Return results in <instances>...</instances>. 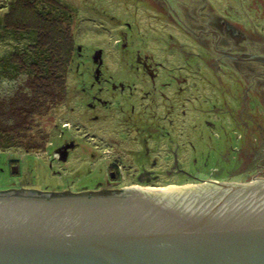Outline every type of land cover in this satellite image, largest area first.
Instances as JSON below:
<instances>
[{
    "label": "rangeland",
    "instance_id": "rangeland-1",
    "mask_svg": "<svg viewBox=\"0 0 264 264\" xmlns=\"http://www.w3.org/2000/svg\"><path fill=\"white\" fill-rule=\"evenodd\" d=\"M9 1L0 0V17ZM59 1L70 8L74 38L67 96L32 128L46 137L38 150L0 146V189L79 192L246 181L257 169L264 173V90H255L262 86L247 90L241 64L240 72L224 66L173 20L181 3L195 12L191 2L200 0ZM207 7L250 39L256 40L252 30L264 36V0H207ZM30 39L0 26V60ZM24 78L0 72L3 108L21 102ZM142 168L152 172L150 182L137 181ZM109 170L121 177L110 178Z\"/></svg>",
    "mask_w": 264,
    "mask_h": 264
},
{
    "label": "water",
    "instance_id": "water-1",
    "mask_svg": "<svg viewBox=\"0 0 264 264\" xmlns=\"http://www.w3.org/2000/svg\"><path fill=\"white\" fill-rule=\"evenodd\" d=\"M106 190L0 189V264H264V175Z\"/></svg>",
    "mask_w": 264,
    "mask_h": 264
},
{
    "label": "trees",
    "instance_id": "trees-1",
    "mask_svg": "<svg viewBox=\"0 0 264 264\" xmlns=\"http://www.w3.org/2000/svg\"><path fill=\"white\" fill-rule=\"evenodd\" d=\"M70 13L59 0H10L0 17L2 31L31 36L26 49L11 51L0 60L2 74H25L21 102L3 108L0 100V116L12 117L11 122L0 119V146L17 145L29 151L45 142L46 137L32 128L67 96L66 76L75 53Z\"/></svg>",
    "mask_w": 264,
    "mask_h": 264
},
{
    "label": "flooded vegetation",
    "instance_id": "flooded-vegetation-1",
    "mask_svg": "<svg viewBox=\"0 0 264 264\" xmlns=\"http://www.w3.org/2000/svg\"><path fill=\"white\" fill-rule=\"evenodd\" d=\"M144 1L146 3H150V0H144ZM200 1L201 2L199 4H197V2L196 3L191 2L192 5H196V6H192L193 8H195V12L193 11L191 12L189 10L186 11L183 10L184 8L183 5H185L183 3H181V6L177 7L178 10L177 8H175L173 10L174 13L171 12L172 15L179 14L177 18L173 19L175 20L174 21L175 24H177L182 31L186 32L188 35L192 36L195 40H197L198 44L201 45L205 50H212L214 54L215 53L218 54L219 57L223 59L224 66L226 65L232 70L240 72L238 67L239 64H241V67L243 68L241 69L242 76L249 75L250 81H248V77L245 78L242 77L243 79L241 81L242 84L243 82L247 83V85H245L247 90L248 88H251V86L254 85V82L262 86L261 88L258 89L254 88L255 90H259V89L264 90V62L258 60L235 59L224 53L217 51L219 49H226L240 56H247L253 53L264 54V36H262L256 30H252L254 31L253 35L257 34L256 40L250 39L246 32L245 33L242 32L243 30L241 28L237 29L234 27L235 24L231 18L223 14H218L217 11H211L207 7V0H200ZM189 9H191V7ZM202 13L205 14V16L201 18ZM240 24L242 25V23ZM259 35L262 38L258 37ZM214 44L216 48H214ZM233 62L238 63V65L236 66ZM151 76L155 77L153 73ZM255 95H256L255 97L256 100L261 102L259 96L262 97V94H258V95L255 94ZM110 174L113 175V177L110 178H114L117 175L114 170H109L108 175L110 176ZM261 174L264 173H262L261 170L257 169L252 175H261ZM117 177L120 178L121 177L120 174H118ZM136 178L138 182H140L139 180L140 178H145L146 182H150L153 179V174L148 169L142 168L140 169L138 176ZM18 188L37 189L36 187L24 186L23 184L18 185L16 189ZM108 190L110 189H107L106 191ZM42 191H51V190L44 189ZM53 191L57 192V190H53Z\"/></svg>",
    "mask_w": 264,
    "mask_h": 264
},
{
    "label": "built area",
    "instance_id": "built-area-1",
    "mask_svg": "<svg viewBox=\"0 0 264 264\" xmlns=\"http://www.w3.org/2000/svg\"><path fill=\"white\" fill-rule=\"evenodd\" d=\"M139 180H140V182H141V181H146V179H145V178H140Z\"/></svg>",
    "mask_w": 264,
    "mask_h": 264
},
{
    "label": "bare ground",
    "instance_id": "bare-ground-1",
    "mask_svg": "<svg viewBox=\"0 0 264 264\" xmlns=\"http://www.w3.org/2000/svg\"><path fill=\"white\" fill-rule=\"evenodd\" d=\"M167 186H172V185H165V186H158V187H167Z\"/></svg>",
    "mask_w": 264,
    "mask_h": 264
}]
</instances>
